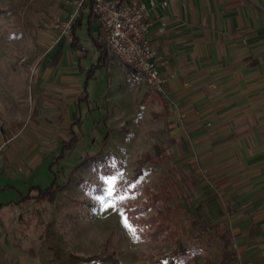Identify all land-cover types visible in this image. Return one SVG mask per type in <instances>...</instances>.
<instances>
[{
  "label": "crops",
  "instance_id": "crops-1",
  "mask_svg": "<svg viewBox=\"0 0 264 264\" xmlns=\"http://www.w3.org/2000/svg\"><path fill=\"white\" fill-rule=\"evenodd\" d=\"M115 1L144 8L145 38L150 61L161 77L159 88L149 87L129 63L108 56L88 79L87 98L78 100L85 70L99 55L95 42L98 26L86 3L80 8L83 20L79 28L96 49L95 61L85 63L90 48L82 42L83 35L78 33L84 49H75L70 38L57 29L38 63L44 75L40 82L55 87L46 88L49 92L45 94L54 97L47 105L55 108L51 115L57 126L68 127L69 135H77L75 125L81 123H71L81 118L83 102L88 101L91 109L93 80L102 68L106 70L105 100L110 104L105 106L103 119L108 125L122 109L120 105L126 113L119 119L125 120L134 117L139 101L149 109V100H154L157 111H161L159 103L164 104L168 111L164 109L160 117L166 114L178 123L169 124L174 152L185 160L193 145L200 163L210 170L208 177L203 176L210 186L194 191L195 216L175 202L179 214L187 212V217L179 219L182 222L174 227L178 233L173 238L149 239V264H264V0ZM70 10L60 9L57 14L67 18ZM66 139L62 134L56 148ZM43 141L28 154L30 166L42 157ZM1 143L2 160L9 150ZM183 200L189 201L188 197ZM202 221L207 225L221 222L233 258L220 262L224 240L214 227L200 236ZM153 241L163 242L164 250L157 244L160 250L155 251ZM179 241L184 246L175 254Z\"/></svg>",
  "mask_w": 264,
  "mask_h": 264
},
{
  "label": "rangeland",
  "instance_id": "rangeland-1",
  "mask_svg": "<svg viewBox=\"0 0 264 264\" xmlns=\"http://www.w3.org/2000/svg\"><path fill=\"white\" fill-rule=\"evenodd\" d=\"M67 8L73 10L70 0H0V140L9 150L8 157L0 159V264H103L99 259L108 255L126 264H149L147 234L154 224L140 218L163 208L166 196L154 199L152 194L166 184L174 195L169 204L174 229L187 217V212L179 214L175 202L195 216L192 195L210 186L203 179L210 170L200 163L193 145L185 160L179 159L169 135V124L178 123L166 114L160 117L166 108L162 103L157 111L154 100H149V109L139 101L134 117L125 120L119 119L126 113L120 105L123 110L115 112L108 125L103 119L105 106L110 105L105 100V68L97 70L93 80L91 109L88 101L81 106L75 143L66 156L57 157L61 150L57 141L62 134L70 135L68 127L57 126L51 115L55 108L47 104L54 97L45 93L55 87L40 82L44 75L38 63L54 31L60 32L68 18L57 12ZM78 33L90 48L85 60L90 65L96 49L83 28ZM99 127L103 130L97 131ZM42 139V157L30 166L27 156ZM52 181L53 187L65 185L51 196L19 201L33 185L44 188ZM119 197L124 199L116 209L106 206ZM186 197L189 201L183 200ZM146 204L150 206L144 208ZM128 205L144 208L138 220L127 217ZM152 244L155 251L164 250L163 242Z\"/></svg>",
  "mask_w": 264,
  "mask_h": 264
},
{
  "label": "built area",
  "instance_id": "built-area-1",
  "mask_svg": "<svg viewBox=\"0 0 264 264\" xmlns=\"http://www.w3.org/2000/svg\"><path fill=\"white\" fill-rule=\"evenodd\" d=\"M85 2L92 4L98 26L97 40L104 46L107 55L129 63L149 87L159 88L161 77L150 61L151 51L145 38L148 23L144 8L115 0H70L73 10L64 21L60 34L70 38L71 23ZM235 264L247 263L237 261Z\"/></svg>",
  "mask_w": 264,
  "mask_h": 264
},
{
  "label": "trees",
  "instance_id": "trees-1",
  "mask_svg": "<svg viewBox=\"0 0 264 264\" xmlns=\"http://www.w3.org/2000/svg\"><path fill=\"white\" fill-rule=\"evenodd\" d=\"M86 3H88L89 5L88 6L89 13L93 14L91 2H85L84 4ZM84 4L82 6H84ZM80 8L70 26V46L75 49H84V47L79 43V36L77 32L83 20V14ZM95 42L99 50V55H98L96 62L92 63L85 70V80L83 81V84H82V92L77 97L78 100L87 98L86 85H87L88 79L91 77V75H93L96 69L100 68L107 61L108 55H107L106 49L98 40H96ZM80 123H81V118L80 116H78V118L73 120L71 124L74 125V124H80ZM76 138H77L76 134L72 132L70 137L62 142L60 146L61 150L57 156L58 158L66 156L67 154L66 151L72 148V145L73 143H75ZM53 182L54 181H52L51 184H49L48 186L44 188H41L39 185H33L31 187V190H29L25 195H23L19 201L24 202L26 199H42L46 196H51L55 191L60 190L65 185L62 183V184L56 185V187H53ZM162 187H163V191L152 194L154 199H160L164 194L166 195L164 198L165 206L163 205V208H158L155 214H152L146 218L137 217V214H139V212L142 211V209L146 208L147 205L150 206V204H146L144 208H138V207L131 208L129 205L125 207L126 215L130 220H138L140 218L141 220H146L149 223L154 224L153 229L149 232V234H147L149 238L151 239H163V238H167L168 236L173 238L178 233L177 230L173 229V227L170 226L169 224V220L172 219V214H171V207L168 204V199L172 198L173 194L170 192L169 188L168 189L166 188L167 187L166 184H164ZM165 188L167 189V191L165 190ZM1 206L2 205H0V207ZM175 207H178V205L176 204ZM201 224H203L204 229L198 232L200 236L203 235V232L205 231L208 232V229H210L211 227H214L216 228L217 235L224 240L225 250L223 251V255L220 259V262H224L228 259L233 258L235 254L232 249L228 248L229 239L227 237V231L225 227L221 224V222H212L210 225H207L204 221H202ZM183 246H184L183 242L179 241V243H177V248L176 247L174 248V253L178 254V251H180V248H182ZM99 262L103 264H126V263L121 262L117 258L112 257V255L101 257V259H99Z\"/></svg>",
  "mask_w": 264,
  "mask_h": 264
},
{
  "label": "snow or ice",
  "instance_id": "snow-or-ice-1",
  "mask_svg": "<svg viewBox=\"0 0 264 264\" xmlns=\"http://www.w3.org/2000/svg\"><path fill=\"white\" fill-rule=\"evenodd\" d=\"M108 183L111 185V184H113V181H108ZM112 191H113V190H112V188L110 187V188H109V195H110V196L112 195ZM123 199H124V197H119L118 200H116V201H114V202H110V203H108L106 206H107V207H112V208L116 209V208L118 207V204H119L120 202H122ZM122 215H123V214H122ZM124 223H125V226L129 228L130 231H133V232H134V230L128 225V222H127L126 219L124 220ZM165 264H166V262H165Z\"/></svg>",
  "mask_w": 264,
  "mask_h": 264
}]
</instances>
